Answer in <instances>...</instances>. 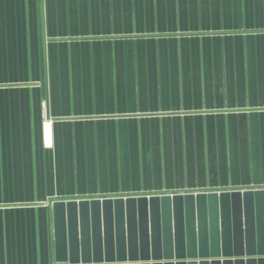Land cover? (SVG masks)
<instances>
[{
	"label": "crops",
	"instance_id": "0c3cea01",
	"mask_svg": "<svg viewBox=\"0 0 264 264\" xmlns=\"http://www.w3.org/2000/svg\"><path fill=\"white\" fill-rule=\"evenodd\" d=\"M260 187L264 0H0V264L56 200Z\"/></svg>",
	"mask_w": 264,
	"mask_h": 264
},
{
	"label": "water",
	"instance_id": "95a60500",
	"mask_svg": "<svg viewBox=\"0 0 264 264\" xmlns=\"http://www.w3.org/2000/svg\"><path fill=\"white\" fill-rule=\"evenodd\" d=\"M55 264H264V187L56 200Z\"/></svg>",
	"mask_w": 264,
	"mask_h": 264
}]
</instances>
